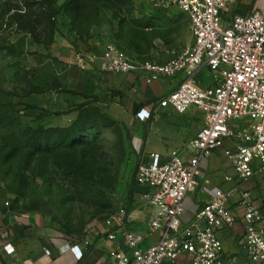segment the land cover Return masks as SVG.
Listing matches in <instances>:
<instances>
[{"label":"crops","instance_id":"0c3cea01","mask_svg":"<svg viewBox=\"0 0 264 264\" xmlns=\"http://www.w3.org/2000/svg\"><path fill=\"white\" fill-rule=\"evenodd\" d=\"M151 6L148 15L139 16L141 20L137 25L150 35L153 44L147 52L141 51L139 43L135 49L138 56L165 63L193 44L191 22L188 15L177 8L162 4ZM262 8L264 0H236L223 11L222 21L228 24L234 15H248ZM104 47L101 39L92 38L86 69L43 60L39 72L47 88L40 107L52 111L50 114L55 119L51 126H69L78 116L76 107L85 102L86 97L98 95L109 99L117 125L122 130V164L128 156L132 162L125 187L121 190L120 203L108 218L95 224L87 233L77 235L70 233L60 218L43 209L0 201V264H105L113 250L133 257V250L125 242L126 231L144 235L140 244L142 249L156 244L164 233L162 229L152 230L150 227L155 209L145 196L147 189L136 180L137 167L150 163L154 154L166 162L175 149L181 151L185 160L191 159L195 151L189 143L204 127L206 114L195 106L183 114L159 106L162 97L179 87L184 74L152 79V72L144 68L129 73L102 71L99 63ZM194 81L203 88L215 85L212 72L206 65L197 70ZM114 90L121 91V94L112 95ZM245 124L246 121H233L231 127L241 131ZM245 144L249 141L236 133L212 156L201 161L200 185L185 199L184 225L194 221L196 212L215 188L229 190L239 186L248 191L257 206L264 208V177L256 174L247 182L238 181L235 167L226 155L227 150L235 151ZM228 204L236 216V223L224 229L221 238L227 253L241 254L244 209L238 195ZM119 212L124 213L123 218L117 216ZM108 219H112L111 224ZM110 234H115L116 238L111 239ZM7 245L14 248L13 253L8 252ZM190 262L191 256L185 254L177 262L164 261L163 264Z\"/></svg>","mask_w":264,"mask_h":264},{"label":"built area","instance_id":"2783aa9c","mask_svg":"<svg viewBox=\"0 0 264 264\" xmlns=\"http://www.w3.org/2000/svg\"><path fill=\"white\" fill-rule=\"evenodd\" d=\"M235 1L159 0L189 16L194 36L193 44L168 62L133 58L112 43L104 49L99 63L102 71L129 73L144 68L152 72V79L184 74L179 87L162 97L159 106L178 114L195 106L206 114L204 127L189 143L195 151L191 159L185 160L175 149L166 162L154 154L150 163L137 167L136 180L147 189L145 196L155 209L150 227L164 231L161 239L142 249L144 235L126 231L125 242L133 257L113 250L105 264H163L177 262L185 254L191 256V264H264V208L239 186L215 188L192 223L184 225L182 220L186 196L200 185L201 161L236 133L249 141L226 151L238 181L247 182L256 174L264 177V8L234 15L224 24L222 13ZM77 64L86 69L89 61L78 56ZM202 65L212 72L214 86L203 88L195 83V73ZM239 120L246 121L245 127L235 131L231 123ZM236 195L244 209L241 254L227 253L221 238V232L236 223L228 204ZM117 216L123 218L124 213ZM107 222L111 224L112 219ZM6 248L14 252L11 245Z\"/></svg>","mask_w":264,"mask_h":264},{"label":"rangeland","instance_id":"374dc122","mask_svg":"<svg viewBox=\"0 0 264 264\" xmlns=\"http://www.w3.org/2000/svg\"><path fill=\"white\" fill-rule=\"evenodd\" d=\"M26 1L35 0H0V201L43 209L60 218L70 233L83 235L116 211L132 162L128 156L122 164V130L109 99L98 95L76 107L78 115L91 112L95 118L85 131L84 148L69 149V143L51 154H36L23 147L27 126L55 119L50 109L40 107L47 87L39 66L49 59L80 68L77 57L88 60L94 36L105 47L112 43L133 58L147 60L138 56L135 45L147 52L153 43L137 24L140 15H148L151 5L160 2L53 0L58 31L46 47L14 19Z\"/></svg>","mask_w":264,"mask_h":264},{"label":"trees","instance_id":"16d2710c","mask_svg":"<svg viewBox=\"0 0 264 264\" xmlns=\"http://www.w3.org/2000/svg\"><path fill=\"white\" fill-rule=\"evenodd\" d=\"M79 8L80 6L77 5L76 9ZM17 10L14 13V19L18 27L31 34L36 43L47 47L55 42L58 26L53 0L26 1L24 6ZM118 93L121 94V91H112V95ZM94 121L95 118L91 112L81 111L69 126H51L43 123L27 126L21 136L22 139L27 140L23 147L33 149L36 154H51L58 149H63L69 143V149L84 148L87 144L85 131L93 125ZM76 143L78 145H74ZM129 196L131 200L132 190Z\"/></svg>","mask_w":264,"mask_h":264}]
</instances>
